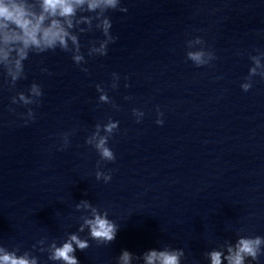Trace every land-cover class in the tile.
<instances>
[{
	"label": "clouds",
	"instance_id": "1",
	"mask_svg": "<svg viewBox=\"0 0 264 264\" xmlns=\"http://www.w3.org/2000/svg\"><path fill=\"white\" fill-rule=\"evenodd\" d=\"M111 11L127 12L122 6V0H0V75L4 77L3 84L9 90L16 88L19 81L27 79L25 61L32 55H42L60 50L69 53L73 63L82 72L87 73V57H104L108 54L109 45L116 42L118 36L111 31L112 21L108 15ZM99 32L102 38L89 40L86 53L82 51L81 36L87 33ZM185 60L196 68L214 67L217 59L215 51L206 40L196 35L185 42ZM256 54H249L251 66L243 78L240 88L244 92L252 89L254 78L264 80V50L256 49ZM42 72L48 69L42 68ZM48 75L52 73L48 72ZM112 90L119 87L120 75L113 72ZM127 80V77H125ZM129 86L127 83L124 85ZM100 104H110L119 110L109 97L102 84H96ZM44 95L42 85L33 81L25 90L15 92L10 97L9 111L15 112L13 105L24 107L23 113H18L25 125L34 122L36 112L33 106H39ZM125 100L132 97L125 96ZM157 125H163L164 113L156 108ZM135 122L140 123L145 112L138 108L132 109ZM119 129V121L111 117L107 122H98L85 139V144L94 148L99 156L96 164L95 178L109 183L112 180V169L102 170L105 163H113L116 154L109 145L110 139ZM71 133H60L62 143L58 150L70 146ZM80 213L79 225L75 232H66L61 239L42 236L32 245L31 249H22L20 245L11 248L0 243V264H41L40 256L46 254L45 264H80L75 255L77 250L85 252L95 241L97 246L110 245L117 236L119 226L109 218V212L89 200L82 199L75 204ZM236 239L224 240L203 253L207 264H260L264 257V236L249 235L243 228L236 229ZM87 233L86 237L81 234ZM188 259L184 248L162 245L160 248L145 250L137 255L127 249L121 250L116 257V264H184ZM191 264H200L192 260Z\"/></svg>",
	"mask_w": 264,
	"mask_h": 264
}]
</instances>
